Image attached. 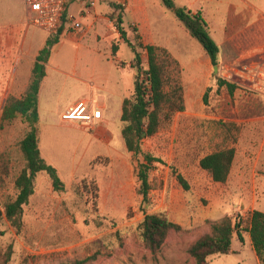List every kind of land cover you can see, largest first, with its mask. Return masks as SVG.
Returning <instances> with one entry per match:
<instances>
[{
  "label": "rangeland",
  "instance_id": "1",
  "mask_svg": "<svg viewBox=\"0 0 264 264\" xmlns=\"http://www.w3.org/2000/svg\"><path fill=\"white\" fill-rule=\"evenodd\" d=\"M185 1L175 3L180 6ZM158 2L168 16L167 24L177 29L179 21L174 12L161 0ZM114 6L121 7L123 28L128 40L142 54L143 69L148 66V44L143 40V23L127 10L129 3L124 7L117 0H96L95 11L101 10L96 17L101 19L93 26L97 25L95 31L102 44L101 65L118 76L123 92L130 96L136 74L132 68L134 52L121 37ZM88 26L84 33L90 31ZM64 34L78 35L70 30ZM115 44L119 49L114 58ZM61 50L55 63L70 67L72 61L67 65L60 59H72L74 47L66 43ZM236 53L221 55L232 60ZM217 78L211 72V85L207 93L202 90L199 98H194V90L187 89L192 102L157 135L144 139L139 155L126 149L121 133V104L116 98L109 100V114L103 127L62 123L57 114L60 102L91 94L92 90L74 79L47 84L40 103L41 146L47 161L58 169L66 189L54 191L48 176L39 174L34 194L23 209L21 233L6 218L4 203L16 196L14 182L25 166L19 142L27 126L20 120L1 126L0 117V254L5 256L0 257V264H70L72 260L94 256L89 264H195L188 248L209 231L208 221H219L228 210L234 220L241 218L246 225L255 203V185L245 186V201L232 202L223 196L226 185L214 183L199 162L214 148L224 145L238 150L236 164L245 161L254 166L261 153L259 163L264 166V119L259 124L239 125L231 121L250 114L264 117V96L229 95L226 89H218ZM249 97L259 99L248 101ZM145 154L159 160L152 165V190L147 202L137 194V170L145 162ZM178 174L187 180L188 191L179 183ZM244 208H249L245 215L235 214ZM160 212H166L183 231H172L162 249L152 252L142 242L138 226L146 214ZM248 236L245 233L243 243L235 236L233 253L211 256L209 264H260ZM8 253L10 259L5 262Z\"/></svg>",
  "mask_w": 264,
  "mask_h": 264
},
{
  "label": "crops",
  "instance_id": "2",
  "mask_svg": "<svg viewBox=\"0 0 264 264\" xmlns=\"http://www.w3.org/2000/svg\"><path fill=\"white\" fill-rule=\"evenodd\" d=\"M129 1L127 10L133 14L134 19L143 23V40L147 41L145 44L166 48L177 61L180 79L185 89V103L192 102L190 100L192 96H190V91L187 92V89L195 91L194 98L201 97L202 90L203 94L205 91L207 93V89L211 85V72L215 76V71L211 58L203 45L201 44L204 50L199 46L198 40L179 20L178 28L175 30L168 25V16L162 11L158 0ZM95 7L87 6L85 0H71L67 7V15H75L84 26H90H88L90 31L79 36L62 35L68 30L72 31L68 22L64 25L59 42L52 49L49 62L46 65V77L40 88L38 100L40 121V103L45 86L49 83H61L70 79L89 85L92 91L91 94H82L74 100L60 102L57 110L60 122L85 126L79 121L63 120L62 118L65 111L81 101L93 100L102 107L103 116L97 124L99 127L104 126L109 114V100L113 97L119 101L122 110V102L128 94L123 92L118 76L114 75L106 66L101 65L102 44L99 41V33L95 31L97 25L93 26L95 22L100 21L101 16L96 17V15L100 14L101 10L95 11ZM179 7H184L193 13L198 11L203 13L208 23L209 33L219 47L220 63L264 58V0H186ZM49 36L52 35L29 23L28 10L24 0H0V117H2L10 96L21 98L24 94L31 79L36 57L46 45ZM66 43H70L74 47V51L71 53L73 58L65 56L60 60L63 63L67 62V65L72 61L70 67L55 63V58L62 51L61 47ZM229 51L237 52L232 60L221 55V52ZM238 94L247 95L236 90L234 95ZM258 97L247 99L248 101L258 100ZM262 119L264 117L250 114L233 118L231 121L239 125L245 122L259 124L258 122ZM44 143L47 151V140ZM41 144L42 137L40 135L41 154L47 161L48 157L43 155ZM237 154L238 150H236V158ZM260 159L261 153L257 156L254 166L245 161L238 165L234 161L228 181L225 184L216 183L221 186L226 185L223 196L232 202L235 200L245 201L247 195L245 186L254 184L255 203L251 208V213L254 210L264 212V166L261 162L259 163ZM229 186H233L231 190L227 189ZM248 209L237 210L235 214L245 215ZM228 212L232 215L228 210L223 215ZM248 239L251 241L250 236Z\"/></svg>",
  "mask_w": 264,
  "mask_h": 264
},
{
  "label": "trees",
  "instance_id": "3",
  "mask_svg": "<svg viewBox=\"0 0 264 264\" xmlns=\"http://www.w3.org/2000/svg\"><path fill=\"white\" fill-rule=\"evenodd\" d=\"M165 7L172 10L176 18L182 22L204 47L211 58L213 66L219 65V47L209 33L208 23L203 13L179 7L175 0H161ZM117 13L116 21L122 39L134 52L132 68L136 69L134 92L124 98L122 102V137L128 152L135 155L142 153L143 140L152 138L167 124H170L173 116L186 109L185 89L182 85L179 66L166 48L156 45H146L148 56L147 69H143L142 54L132 44L123 28L124 19L121 7L114 6ZM67 13L64 17L66 22ZM62 31V29H61ZM61 31L58 35L49 36L46 45L36 57L32 69L30 82L21 98L10 96L4 107L1 126L12 124L20 120L26 124L27 129L19 142L24 168L18 173L14 185L16 196L4 203L6 218L18 233L23 228V209L29 203L35 191V181L39 174H45L50 179L52 188L56 192L66 189L58 169L49 164L42 156L40 150V113L39 93L42 81L46 77V65L49 62L53 47L59 42ZM118 45L112 46V55L115 58ZM148 80L149 87L145 80ZM218 89H226L230 95H234L237 87L217 78ZM207 102V94L205 95ZM236 158V149L231 146H217L213 151L204 155L199 162L200 168L205 171L214 183L225 184L230 176L233 163ZM137 170L140 181L137 194L147 202L152 190L150 173L152 165L159 160L150 154L144 155ZM177 179L183 189L188 191L190 186L183 175L178 174ZM244 220H234L230 214H226L219 221H208L209 231L200 235L188 248V254L194 259L195 264H209V258L217 255L232 253V245L235 240L241 243L245 241V233L250 236L255 254L264 264V212L254 210L246 225ZM144 245L152 252L162 249L172 231H183V227L170 220L166 212L146 214L138 226ZM0 257L5 258L4 254ZM96 256L85 259H75L70 264H89ZM8 253L5 262L9 261Z\"/></svg>",
  "mask_w": 264,
  "mask_h": 264
},
{
  "label": "built area",
  "instance_id": "4",
  "mask_svg": "<svg viewBox=\"0 0 264 264\" xmlns=\"http://www.w3.org/2000/svg\"><path fill=\"white\" fill-rule=\"evenodd\" d=\"M117 1L124 7H127L129 3V0ZM70 2L71 0H24L29 23L55 36L68 22L75 34H84L85 26L75 15H67L66 22H64ZM86 2L91 8L96 6V0H86ZM218 78L235 85L237 90L244 94L264 96V58L222 62L219 64ZM144 80L146 86L149 87L148 80ZM102 116V107L93 100L81 101L62 114L63 120L79 121L90 128L96 127Z\"/></svg>",
  "mask_w": 264,
  "mask_h": 264
},
{
  "label": "water",
  "instance_id": "5",
  "mask_svg": "<svg viewBox=\"0 0 264 264\" xmlns=\"http://www.w3.org/2000/svg\"><path fill=\"white\" fill-rule=\"evenodd\" d=\"M215 76H218L219 73V65L214 66Z\"/></svg>",
  "mask_w": 264,
  "mask_h": 264
}]
</instances>
